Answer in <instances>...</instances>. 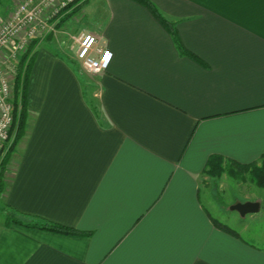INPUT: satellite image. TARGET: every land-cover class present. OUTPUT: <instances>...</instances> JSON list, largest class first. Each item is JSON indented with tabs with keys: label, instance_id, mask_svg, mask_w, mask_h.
I'll list each match as a JSON object with an SVG mask.
<instances>
[{
	"label": "crops",
	"instance_id": "1",
	"mask_svg": "<svg viewBox=\"0 0 264 264\" xmlns=\"http://www.w3.org/2000/svg\"><path fill=\"white\" fill-rule=\"evenodd\" d=\"M149 1L184 51L139 0H84L33 40L26 131L3 167L0 264H264L261 202L245 200L260 209L244 217L228 206L233 228L205 173L211 156L264 155V0ZM81 30L112 53L100 73L65 50ZM11 210L78 233L5 226Z\"/></svg>",
	"mask_w": 264,
	"mask_h": 264
},
{
	"label": "built area",
	"instance_id": "2",
	"mask_svg": "<svg viewBox=\"0 0 264 264\" xmlns=\"http://www.w3.org/2000/svg\"><path fill=\"white\" fill-rule=\"evenodd\" d=\"M84 0H20L0 21V161L11 144L13 126V84L20 58L34 39L54 32L71 11L68 8ZM74 57L88 74L102 72L109 65L112 53L99 43L98 36L81 30L74 39Z\"/></svg>",
	"mask_w": 264,
	"mask_h": 264
},
{
	"label": "trees",
	"instance_id": "3",
	"mask_svg": "<svg viewBox=\"0 0 264 264\" xmlns=\"http://www.w3.org/2000/svg\"><path fill=\"white\" fill-rule=\"evenodd\" d=\"M144 6H146L153 16L171 33L175 43L177 44L180 51H184L183 47L180 45L176 33L173 29V25L171 22L167 21L161 14L158 12L154 4L149 0H139ZM81 4L74 6L71 4L68 8H71V11L65 15V17L60 21L59 25L63 23L67 17L72 15ZM58 25V26H59ZM32 44V45H31ZM28 45L27 52L20 58L18 63V73L14 83V90H13V126L11 129V144L2 157L0 161L1 171H0V193L4 190V180H3V167L8 159V155L14 150L17 142L23 137L24 132L26 130L27 125V117H28V110H27V99H26V89H27V78H28V71L30 67V52L35 44V41ZM32 57V56H31ZM226 172L228 175L234 178H240L248 172L250 174L251 181L261 189H264V155L259 158L257 162H252L249 164H237L235 162H229L227 166L224 165V161L222 157L211 156L207 160L205 173L209 176L219 177L221 174ZM11 223H16L19 225H23L25 227H32V228H39L44 229L60 234L66 235H74L77 234L78 231L69 227H65L63 225H59L56 223H51L47 221H35L26 219L20 213L15 211H7V215L5 218L4 225L9 226ZM215 224L222 228L223 230L236 235V232L232 230L230 227L218 223L215 221Z\"/></svg>",
	"mask_w": 264,
	"mask_h": 264
},
{
	"label": "rangeland",
	"instance_id": "4",
	"mask_svg": "<svg viewBox=\"0 0 264 264\" xmlns=\"http://www.w3.org/2000/svg\"><path fill=\"white\" fill-rule=\"evenodd\" d=\"M10 0H0V20L5 18L4 13L8 11V8L10 7L11 3ZM64 28L63 30H65ZM79 31H72L68 32L67 36H69V42H66L67 45L65 46L66 51H70V48H74L76 42L75 38L77 37ZM70 34V35H69ZM64 41V40H63ZM78 68L80 66L78 63H75ZM83 71L82 69H80ZM15 83V81H14ZM13 90H14V84H13ZM26 131V130H25ZM25 133V132H24ZM24 137V135H23ZM22 137V138H23ZM22 138L17 142L14 150H16L17 145L22 140ZM0 171H1V165H0ZM3 171V169H2ZM3 179H4V171H3ZM218 181L215 182V186H217L216 191L220 197V199L217 201L216 207L220 214H222L227 220L228 224L232 226L233 228L236 227L237 223L236 221H239L236 216L231 215L228 211V206H230L231 203H234L236 201L244 202L247 199L250 200H259L261 202V209L260 214L257 216L259 218L258 222L260 223V229H264V189L259 188L256 186L250 179V174L246 172L243 174L240 178H234L228 174H221L220 177L217 179ZM1 208H0V220L3 218V215L1 214ZM251 218H246V221L249 225L248 228H251L252 226L257 227V223L252 224L253 222L250 221ZM249 221V222H248ZM246 223V222H245ZM239 225V224H238ZM242 227V226H240ZM255 229V228H253Z\"/></svg>",
	"mask_w": 264,
	"mask_h": 264
},
{
	"label": "water",
	"instance_id": "5",
	"mask_svg": "<svg viewBox=\"0 0 264 264\" xmlns=\"http://www.w3.org/2000/svg\"><path fill=\"white\" fill-rule=\"evenodd\" d=\"M260 209L258 201L236 202L229 206V210L237 212L241 217L247 214L257 213Z\"/></svg>",
	"mask_w": 264,
	"mask_h": 264
}]
</instances>
